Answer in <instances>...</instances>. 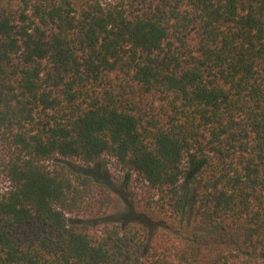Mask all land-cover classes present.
<instances>
[{
	"label": "trees",
	"instance_id": "trees-1",
	"mask_svg": "<svg viewBox=\"0 0 264 264\" xmlns=\"http://www.w3.org/2000/svg\"><path fill=\"white\" fill-rule=\"evenodd\" d=\"M0 136V264H264V0H0Z\"/></svg>",
	"mask_w": 264,
	"mask_h": 264
},
{
	"label": "rangeland",
	"instance_id": "rangeland-1",
	"mask_svg": "<svg viewBox=\"0 0 264 264\" xmlns=\"http://www.w3.org/2000/svg\"><path fill=\"white\" fill-rule=\"evenodd\" d=\"M13 152V149L9 147V145L6 143L5 139L0 136V194L7 191L10 186L12 185V182L9 180L6 172H5V166ZM107 166L105 169L110 174V180L112 183L113 190L116 191L117 197L113 193V195L116 197L115 199L119 203V205L122 204L120 201V195L119 193H122L124 197L129 201H135V203L140 206V203L143 200V195L146 194L148 191L147 188L144 187V184L133 181L130 183L128 188L123 187L124 183V170L119 168L116 164H114V160L110 157H106ZM102 167V165H100ZM116 200H114V204L116 203Z\"/></svg>",
	"mask_w": 264,
	"mask_h": 264
}]
</instances>
